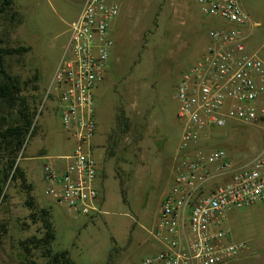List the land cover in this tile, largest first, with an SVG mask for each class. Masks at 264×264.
Masks as SVG:
<instances>
[{
  "label": "rangeland",
  "instance_id": "374dc122",
  "mask_svg": "<svg viewBox=\"0 0 264 264\" xmlns=\"http://www.w3.org/2000/svg\"><path fill=\"white\" fill-rule=\"evenodd\" d=\"M83 1L13 0L17 16L0 18L4 43L28 47L21 55L7 58L6 65L20 81L21 96L36 109L34 129L17 163L33 184L35 204L50 211L56 235L52 250L68 251L72 264H141L157 250L149 230L171 182V159L181 133L174 88L207 45L210 19L201 15L196 0L121 1L111 30L106 74L94 94L97 132L92 143L99 165V211L73 215L45 194L41 177L45 159L40 156L69 155L73 149L54 115L53 98L45 95L53 91L52 76L67 41L68 25ZM240 2L259 23L245 42L246 52H257L264 60V0ZM120 107L131 122L130 129L110 145ZM209 143L237 161L250 160L264 147V122L258 127L229 121L210 135ZM221 180L214 173L211 183ZM5 191L7 199L0 202V223L5 228L0 236V264H16L23 259L20 242L41 236L43 228L39 219L30 218L19 181L9 182ZM225 227L233 240L246 242L248 249L223 264H264V201L231 210ZM33 258L45 261L38 251Z\"/></svg>",
  "mask_w": 264,
  "mask_h": 264
},
{
  "label": "built area",
  "instance_id": "2783aa9c",
  "mask_svg": "<svg viewBox=\"0 0 264 264\" xmlns=\"http://www.w3.org/2000/svg\"><path fill=\"white\" fill-rule=\"evenodd\" d=\"M123 0H84L68 25L67 41L45 98L73 142L69 155L40 156L45 194L67 212H98L95 90L104 80L112 49L111 30ZM210 19L201 55L174 88L181 125L171 159V182L163 191L149 234L157 250L141 264H223L248 245L233 240L225 220L231 210L264 201V147L250 160H236L210 145V135L229 121L264 122V60L246 52L254 22L240 0H196ZM63 162V165L61 163ZM214 173L222 180L211 183Z\"/></svg>",
  "mask_w": 264,
  "mask_h": 264
},
{
  "label": "trees",
  "instance_id": "16d2710c",
  "mask_svg": "<svg viewBox=\"0 0 264 264\" xmlns=\"http://www.w3.org/2000/svg\"><path fill=\"white\" fill-rule=\"evenodd\" d=\"M13 0H0V18L8 19L17 16L12 9ZM207 30V29H206ZM28 47H10L4 43L0 35V202L7 199L5 188L11 181H19L26 193L25 204L29 207L30 218L33 222L39 219L42 223L41 236L31 235L20 242L23 259L16 264H72L68 251H54L51 248L55 240V230L50 219V211L45 207H38L31 191L33 184L27 180L24 170L17 163L20 150L26 143L27 135L33 128L36 109L21 96L22 88L17 76L11 73L6 65V59L19 56L26 52ZM36 78V76H35ZM130 120L121 107L115 116V129L109 135V143H115L116 138L130 129ZM0 236L5 232L0 223ZM38 251L43 263L33 258V252Z\"/></svg>",
  "mask_w": 264,
  "mask_h": 264
},
{
  "label": "flooded vegetation",
  "instance_id": "af4514ba",
  "mask_svg": "<svg viewBox=\"0 0 264 264\" xmlns=\"http://www.w3.org/2000/svg\"><path fill=\"white\" fill-rule=\"evenodd\" d=\"M98 168H99V165H98Z\"/></svg>",
  "mask_w": 264,
  "mask_h": 264
}]
</instances>
